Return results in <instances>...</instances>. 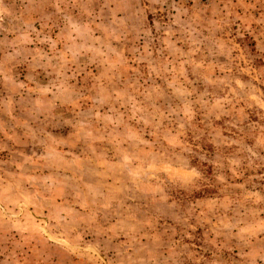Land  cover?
Here are the masks:
<instances>
[{
  "label": "rangeland",
  "instance_id": "rangeland-1",
  "mask_svg": "<svg viewBox=\"0 0 264 264\" xmlns=\"http://www.w3.org/2000/svg\"><path fill=\"white\" fill-rule=\"evenodd\" d=\"M0 264H264V0H0Z\"/></svg>",
  "mask_w": 264,
  "mask_h": 264
}]
</instances>
